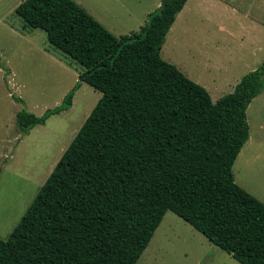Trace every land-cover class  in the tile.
Returning <instances> with one entry per match:
<instances>
[{"label": "trees", "instance_id": "1", "mask_svg": "<svg viewBox=\"0 0 264 264\" xmlns=\"http://www.w3.org/2000/svg\"><path fill=\"white\" fill-rule=\"evenodd\" d=\"M164 1V0H163ZM187 0H167L140 30L117 36L75 0H24L15 13L82 65L62 103L86 82L102 97L6 240L0 264H136L168 210L241 264H264V202L234 163L250 137L247 109L264 66L212 100L159 51Z\"/></svg>", "mask_w": 264, "mask_h": 264}, {"label": "rangeland", "instance_id": "2", "mask_svg": "<svg viewBox=\"0 0 264 264\" xmlns=\"http://www.w3.org/2000/svg\"><path fill=\"white\" fill-rule=\"evenodd\" d=\"M81 1L117 36L140 30L150 12L163 3ZM8 21L17 26L0 23V140L12 135L10 142L0 141V238L4 240L102 97L82 82L71 108L22 133L21 142L13 139L18 111L25 108L41 116L60 105L76 84L82 65L50 43L44 29L28 26L17 14ZM159 56L203 81L216 102L233 92L245 74L264 66V0H187ZM247 118L250 137L233 171L240 186L259 193L264 191V90L248 106ZM136 264L241 263L168 210Z\"/></svg>", "mask_w": 264, "mask_h": 264}, {"label": "crops", "instance_id": "3", "mask_svg": "<svg viewBox=\"0 0 264 264\" xmlns=\"http://www.w3.org/2000/svg\"><path fill=\"white\" fill-rule=\"evenodd\" d=\"M24 0H0V23H3L4 25H6V26H9V27H11V28H14L15 26H17V25H15V24H13V23H11V22H9L8 21V19L9 18H14L15 17V15H16V13H15V10H16V8H17V6L21 3V2H23ZM77 3H79V2H81V4L83 5V7L91 14V15H94L95 16V18L97 19V16L98 15H96V13H94V11H91L89 8H88V6H86V5H84V2L83 1H81V0H75ZM118 1V0H117ZM187 2V1H186ZM80 4V3H79ZM80 4V5H81ZM186 4V3H185ZM185 6V5H184ZM184 6H183V8H184ZM183 8L180 10V12L183 10ZM179 12V13H180ZM151 13V12H150ZM178 13V14H179ZM14 15V16H13ZM178 16V15H177ZM243 16H245V17H248V13L247 14H243ZM100 22H102V21H100ZM175 22V21H174ZM103 24V23H102ZM104 25V24H103ZM173 25V24H172ZM171 25V26H172ZM105 26V25H104ZM143 26V25H142ZM106 27V26H105ZM107 28V27H106ZM141 28V27H140ZM171 28V27H170ZM226 27H222V28H220L221 30H225L226 31V29H225ZM169 31H170V29H169ZM168 31V32H169ZM132 33V32H131ZM130 34V33H129ZM168 34V33H167ZM123 35H125V34H123ZM166 38V37H165ZM167 61V60H166ZM169 62V61H168ZM171 63V62H170ZM173 64V63H172ZM173 65H175L176 67H177V65L176 64H173ZM178 68V67H177ZM179 69V68H178ZM180 70V69H179ZM182 70V69H181ZM180 70V71H181ZM182 72L186 75V76H188L189 78H191L192 80H194L195 82H199V84L201 83V84H203L204 86H205V88H207L208 90H209V87L203 82V81H201L199 78H196V77H194V75H192V73H186L185 71H183L182 70ZM14 130H15V133H14V135H15V138H13V139H19V141L21 142L22 140H23V136H22V132H20L19 131V129L18 128H14ZM24 135V134H23ZM12 135L9 133V135H8V137H6L5 139H3L1 142L2 143H7V142H10L9 141V137H11ZM22 136V137H21ZM240 153H241V151H240ZM256 156H257V159H260V157H261V155H260V153H257L256 154ZM249 189H247V191H248ZM250 191V193L252 194V195H254L255 197H257L258 199H260L262 202H264V191L262 190V192H259V193H255L254 191H252V190H249ZM248 191V192H249Z\"/></svg>", "mask_w": 264, "mask_h": 264}, {"label": "water", "instance_id": "4", "mask_svg": "<svg viewBox=\"0 0 264 264\" xmlns=\"http://www.w3.org/2000/svg\"><path fill=\"white\" fill-rule=\"evenodd\" d=\"M166 1H167V0H164L163 3H162V5H164ZM162 5H161V6H162Z\"/></svg>", "mask_w": 264, "mask_h": 264}]
</instances>
